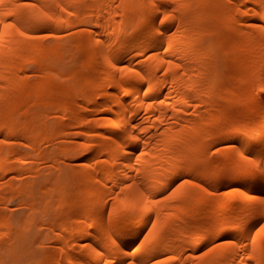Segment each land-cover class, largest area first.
<instances>
[{
  "label": "bare ground",
  "instance_id": "6f19581e",
  "mask_svg": "<svg viewBox=\"0 0 264 264\" xmlns=\"http://www.w3.org/2000/svg\"><path fill=\"white\" fill-rule=\"evenodd\" d=\"M262 88L264 0H0V264H264Z\"/></svg>",
  "mask_w": 264,
  "mask_h": 264
},
{
  "label": "rangeland",
  "instance_id": "374dc122",
  "mask_svg": "<svg viewBox=\"0 0 264 264\" xmlns=\"http://www.w3.org/2000/svg\"><path fill=\"white\" fill-rule=\"evenodd\" d=\"M78 51V50H77ZM75 54L76 59L73 60L68 59V64L70 65L71 61H75L74 65L81 67L83 66V62L86 59V51H81L79 49V52H76ZM218 56L220 57L219 67L221 70H228V63L226 61L227 56L225 54L224 50H219ZM71 135L79 141H82L85 137V134L82 132H77L76 129H72ZM50 146L48 144L45 145V148H49ZM19 148H22L19 146ZM217 148H214L216 150ZM23 150V148H22ZM219 153V150L213 154V156H216ZM79 155L77 158L73 159V161H78ZM64 162H60V173L63 175V171L65 174L68 172V167ZM34 165V162H28L24 166L30 167ZM42 172L45 174H49L52 170L51 167V161H44L42 163H37V165ZM64 174V175H65ZM63 175V176H64ZM223 178V177H222ZM221 178V179H222ZM26 177H23L20 180H25ZM74 191V190H73ZM71 190V192H73ZM10 208H13L12 210L8 211V213L11 215L12 218L20 219L23 217H28L30 209L26 207L23 203L17 204L15 201H11V203L8 205ZM41 218V217H40ZM40 218L33 223V224H27L26 228L28 229L29 238L26 240V244L28 245V252L27 255L24 257L22 264H38L39 260L48 255L51 254V251L55 252L54 250L58 249L59 243L58 241L53 240V235L55 230L46 226L45 224H42Z\"/></svg>",
  "mask_w": 264,
  "mask_h": 264
},
{
  "label": "snow or ice",
  "instance_id": "6c2138e0",
  "mask_svg": "<svg viewBox=\"0 0 264 264\" xmlns=\"http://www.w3.org/2000/svg\"><path fill=\"white\" fill-rule=\"evenodd\" d=\"M149 2H151V0H149ZM8 15L10 16L11 13H8ZM168 19L167 16H164L163 19H161L160 23H164L166 20ZM5 27L7 28H11L13 27V25H11L10 23L9 24H6ZM21 35H24V33H20ZM121 71H132L131 68H125L124 65H117ZM171 66H175V67H179V65H171L170 63V67ZM261 92L264 93V88L261 89ZM163 102V101H161ZM151 107V104L149 105ZM2 142V141H0ZM219 149H216L213 152V154H215ZM244 160L246 162V165H247V168L248 169H257L258 167H260V162L259 161H256V160H253V159H249V158H246L244 157ZM192 187V188H196V189H200L201 191H207L204 187H202L200 184L194 182V181H191V180H181V182L170 192L169 195H166L164 197H162L164 200H174L176 199L177 195L181 192L182 189H184L185 187ZM125 187H131L130 185H125ZM121 191H124V188L121 189ZM209 195H211V192H209ZM158 201L157 200H153L152 203L155 204L157 203ZM262 203H264V199L261 200ZM151 210L150 209H145V212H150ZM152 227L155 228V225L152 224ZM257 234H264V225H262L259 229H258V232ZM152 233L151 232H148V236H151ZM148 236H145L144 238L147 239ZM217 245H214L213 247L211 248H208L206 251H204L202 254H200L197 258H202V257H207L209 256V253H211L213 251V248H215ZM167 261H172V262H176L178 261V258L175 257V256H170V257H167L166 258ZM252 260V257L249 256L248 257V261H251ZM105 264H113V262L111 260H108L105 262ZM159 264H166V262L164 260H161L159 262Z\"/></svg>",
  "mask_w": 264,
  "mask_h": 264
}]
</instances>
